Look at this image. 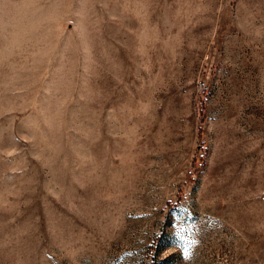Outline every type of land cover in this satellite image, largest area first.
I'll use <instances>...</instances> for the list:
<instances>
[{"label": "rangeland", "instance_id": "374dc122", "mask_svg": "<svg viewBox=\"0 0 264 264\" xmlns=\"http://www.w3.org/2000/svg\"><path fill=\"white\" fill-rule=\"evenodd\" d=\"M0 264H264V0H0Z\"/></svg>", "mask_w": 264, "mask_h": 264}, {"label": "built area", "instance_id": "2783aa9c", "mask_svg": "<svg viewBox=\"0 0 264 264\" xmlns=\"http://www.w3.org/2000/svg\"><path fill=\"white\" fill-rule=\"evenodd\" d=\"M188 174L193 177V173H192V170L191 169H188Z\"/></svg>", "mask_w": 264, "mask_h": 264}]
</instances>
